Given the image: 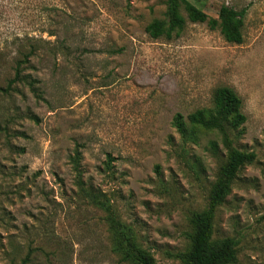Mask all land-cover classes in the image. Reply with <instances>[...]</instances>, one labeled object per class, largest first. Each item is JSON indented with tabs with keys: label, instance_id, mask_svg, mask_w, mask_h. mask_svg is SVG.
<instances>
[{
	"label": "rangeland",
	"instance_id": "rangeland-1",
	"mask_svg": "<svg viewBox=\"0 0 264 264\" xmlns=\"http://www.w3.org/2000/svg\"><path fill=\"white\" fill-rule=\"evenodd\" d=\"M165 1L0 0V88L13 81L0 93V264H124L125 236L153 264H187L190 216L229 148L187 124L185 142L174 117L210 109L219 87L246 118L231 148L255 158L211 243L235 241L231 264H264V0H188L214 18L244 10L241 44L189 21L150 38Z\"/></svg>",
	"mask_w": 264,
	"mask_h": 264
},
{
	"label": "trees",
	"instance_id": "trees-1",
	"mask_svg": "<svg viewBox=\"0 0 264 264\" xmlns=\"http://www.w3.org/2000/svg\"><path fill=\"white\" fill-rule=\"evenodd\" d=\"M182 11L186 17L182 15ZM244 10L236 11L228 6H221L217 17H210L204 11L197 8L188 0H166L163 20H153L146 28V34L152 39L165 37L171 39L177 36L184 28L186 21L191 23H205L211 30L218 29L223 39L228 43L241 44L243 40L242 28L244 24ZM24 62H28V56H24ZM23 62V61H22ZM21 63H18V65ZM16 78L19 74L16 73ZM15 80V79H14ZM13 81L9 82L5 89L0 88V93L7 92ZM246 118L241 113V100L236 93L227 88L219 87L213 95V106L210 109H200L183 120L182 115L174 117V127L183 140H192V135H187L186 124L196 131L220 132L229 148L227 160L222 166L218 179L210 192L207 208L201 213L190 216V223L194 228L188 235L190 248L188 253L182 255V260L187 264H231L235 262V241L225 238L218 244L211 243L213 233V221L216 209L224 202L229 193L230 184L241 168L255 158L253 153L231 148L228 131H234L245 122ZM120 261L124 264H153L152 258L144 250L137 247L134 242L125 236ZM29 254L21 264H27Z\"/></svg>",
	"mask_w": 264,
	"mask_h": 264
}]
</instances>
